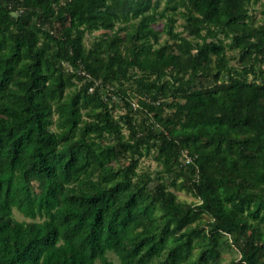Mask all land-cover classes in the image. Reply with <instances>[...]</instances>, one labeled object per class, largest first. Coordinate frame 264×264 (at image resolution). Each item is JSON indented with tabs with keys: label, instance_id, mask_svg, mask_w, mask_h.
Wrapping results in <instances>:
<instances>
[{
	"label": "trees",
	"instance_id": "16d2710c",
	"mask_svg": "<svg viewBox=\"0 0 264 264\" xmlns=\"http://www.w3.org/2000/svg\"><path fill=\"white\" fill-rule=\"evenodd\" d=\"M260 2L0 0V264H264Z\"/></svg>",
	"mask_w": 264,
	"mask_h": 264
},
{
	"label": "rangeland",
	"instance_id": "374dc122",
	"mask_svg": "<svg viewBox=\"0 0 264 264\" xmlns=\"http://www.w3.org/2000/svg\"><path fill=\"white\" fill-rule=\"evenodd\" d=\"M264 4V0H261L260 3H258L255 7H253L251 9V15L254 16V20H255V23L257 25L259 24H262L264 22V8H263V5ZM162 6H164V2L162 3ZM183 21L181 18L178 20V23H177V31H182L183 30V27H182V24H183ZM158 29H161L163 24L161 23H158ZM167 37L166 35L164 34L162 36V40H166ZM230 54H232V52H230ZM234 64V62H233ZM236 64V63H235ZM234 64V65H235ZM263 70H264V66H263ZM137 101L135 100V103ZM138 107V106H137ZM122 111V107H120V105L118 104V107L116 108V112H120ZM122 160L120 159L119 162H121ZM123 163V161H122ZM123 164H127V161H124ZM156 171L157 170V167H156V164L155 162L153 161V159L151 157H147V158H144L142 159L141 161V171ZM178 196H179V199L180 200H184V201H193V197L190 195V194H187L185 192H177ZM15 217L20 220V221H30L28 219H25L22 215H20L18 212H15ZM237 251L234 249V251L230 250L228 251L225 255H224V260H223V264H226L228 262H230L232 259H238L240 257L239 254L236 253ZM111 259L115 260V257L113 255L110 256Z\"/></svg>",
	"mask_w": 264,
	"mask_h": 264
},
{
	"label": "built area",
	"instance_id": "2783aa9c",
	"mask_svg": "<svg viewBox=\"0 0 264 264\" xmlns=\"http://www.w3.org/2000/svg\"><path fill=\"white\" fill-rule=\"evenodd\" d=\"M189 161H191V159L186 157L185 162L189 163Z\"/></svg>",
	"mask_w": 264,
	"mask_h": 264
},
{
	"label": "bare ground",
	"instance_id": "6f19581e",
	"mask_svg": "<svg viewBox=\"0 0 264 264\" xmlns=\"http://www.w3.org/2000/svg\"><path fill=\"white\" fill-rule=\"evenodd\" d=\"M33 254V253H32Z\"/></svg>",
	"mask_w": 264,
	"mask_h": 264
}]
</instances>
